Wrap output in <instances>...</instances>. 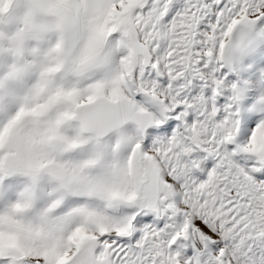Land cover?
<instances>
[{
	"label": "snow or ice",
	"instance_id": "6c2138e0",
	"mask_svg": "<svg viewBox=\"0 0 264 264\" xmlns=\"http://www.w3.org/2000/svg\"><path fill=\"white\" fill-rule=\"evenodd\" d=\"M0 264H264V0H0Z\"/></svg>",
	"mask_w": 264,
	"mask_h": 264
}]
</instances>
